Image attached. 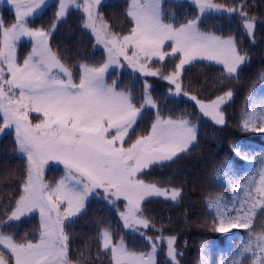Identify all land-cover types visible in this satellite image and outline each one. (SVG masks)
I'll return each instance as SVG.
<instances>
[{
    "label": "snow or ice",
    "instance_id": "obj_1",
    "mask_svg": "<svg viewBox=\"0 0 264 264\" xmlns=\"http://www.w3.org/2000/svg\"><path fill=\"white\" fill-rule=\"evenodd\" d=\"M7 3L15 9V22L8 26L0 19V133L14 126L17 151L26 164L17 198L8 201L11 208L5 207L7 221L0 220V264H85L92 261L91 251H82L74 258L66 229L76 222L73 218L82 213L89 195L99 189L110 203L115 202L112 198L122 199L126 202L120 212L123 227L149 228L152 222L143 215V201L151 196L177 201L182 190L146 183L142 174L152 166L166 167L176 162L189 154L197 142L196 126L189 120L164 119L159 112L146 134L135 135L145 109L156 108V102L147 83L142 102L136 101L130 91L117 90L115 81L109 84L106 80L109 68L119 66L123 57L133 71L144 76L159 75L174 84L177 94L182 90L181 72L194 60L221 64L231 77L247 55H241L234 38L201 31V16L210 11H238L249 36L253 35L255 17L245 10L249 7L246 3L226 8L215 0H193L199 16L185 23L166 22L161 0H130L124 13L129 29L127 34H121L98 11L101 0H59L55 20L63 18L74 5L85 15L83 26L91 30L96 43L107 52V59L99 65L69 64L52 50L50 31L28 26L27 18L46 0ZM24 37L30 39L32 47L21 62L16 48ZM166 43L170 51L165 49ZM166 57L179 61L169 75L151 70L149 65L154 60L163 62ZM232 96L228 90L209 102L196 95L189 98L205 117L223 126L226 119L221 106ZM30 113H38L35 119L39 122L33 123ZM241 127L264 133V104L256 106V111L246 110ZM246 147L236 144L232 151L241 159L259 160V179L247 177V182L241 184L226 161L217 171V178L228 177L225 183L233 184V191L243 188L244 198L239 206L235 198L229 206L219 196L209 197L206 203L215 214L216 232L249 230L247 239L234 251L231 264H244V257L249 254L250 264H264V228H253L257 209H264V152L249 157ZM49 161L62 164L65 169L64 177L55 186L44 182V167ZM33 212L40 216L38 238L17 241L4 230L8 222ZM260 215L264 216V211ZM96 242L97 257L110 258V264H156L155 240H151V253L137 254L129 251L123 240L115 243L109 226L97 233ZM174 243V236L167 238V256L171 264H179Z\"/></svg>",
    "mask_w": 264,
    "mask_h": 264
},
{
    "label": "trees",
    "instance_id": "obj_2",
    "mask_svg": "<svg viewBox=\"0 0 264 264\" xmlns=\"http://www.w3.org/2000/svg\"><path fill=\"white\" fill-rule=\"evenodd\" d=\"M110 2L103 7L105 19L113 30L127 34L129 23L124 13L130 0ZM215 2L227 8L246 3L249 7L245 10L249 16L255 17L252 36L245 32L238 11L220 16L205 12L198 24L201 31L234 38L241 55H247L245 63L231 77L220 65L203 61L191 63L182 70L180 96L168 95L169 84L159 81L154 76L150 80L148 92L157 107L145 109L143 119L138 121L135 133V135L146 134L157 112L164 119L183 118L196 126L197 142L189 154L183 155L181 159L166 167L152 166L145 170L146 174H142L141 177L146 183L155 184L160 188L181 189L182 196L177 201L160 197L146 198L142 203V207L146 209L143 215L152 224L143 232L145 235H141V232L127 231L122 227L117 206L107 205L103 195L98 191L99 196L87 201L79 217L73 218L76 222L66 229L74 258L82 251H91L92 261H85V264H93V261L97 264H110V258L97 257L99 246L96 242L97 233L103 227L109 226L114 234L115 243L123 240L125 247L131 252L146 255L152 250L151 240L159 239L156 241L158 243L155 252L156 264H171L167 256V238L170 236L175 237L173 247L178 253L179 264H202V262L231 264L234 251L239 248L241 241L248 237L249 230L245 229H233L228 233L216 232L215 214L208 209L206 202L209 197L219 196L223 197L224 202L229 206L235 198L239 206V202L244 198L243 188L233 191L234 185L225 183L228 177L217 178V171L226 161L241 184L247 182V177L254 176L256 180L259 179L258 170L261 167L259 160L241 159L236 156L232 148L236 144L246 145L245 151L249 153V157L264 152V136L249 133L241 128L247 98L261 83L264 74V0H215ZM166 6L168 7L165 0L162 9L166 10ZM169 10L170 12L164 15L166 22L175 20L178 23H185L188 19L200 15L198 7L188 3L170 2ZM55 14L52 5L45 8L31 20V27L43 28L51 32L49 44L62 61L69 64L94 62L93 39L87 35V29L83 26L85 16L82 11L70 10L59 21L55 20ZM0 19L8 25L12 13L2 7ZM165 49L170 48L167 45ZM30 50L29 43H23L19 48L18 58L24 59ZM176 63L178 60L170 57L163 62L155 61L153 65L162 73H171ZM118 74L119 72L116 71L111 73L108 83L115 81L117 90L130 91L136 101L142 102L144 91L138 97L132 87L131 76L129 74L126 76L125 83L122 81L123 75L118 77ZM228 90L232 91L233 96L221 106L226 119L223 126L205 118L199 112L196 102L189 98L191 95H196L198 99L209 102ZM164 92L168 96L163 95ZM185 92L188 95H185ZM0 124H2L1 118ZM25 164L26 160L17 153L14 136L9 133L2 134L0 136V220L7 221L4 215L5 207L11 208L12 205L8 204V201L17 198ZM51 169L47 173L48 181ZM52 171L57 174L56 177L59 176V171L53 169ZM262 211L264 209H257L253 224L256 231L264 228V216L260 215ZM4 230L9 231L17 241L35 239L38 238L40 224L34 215L22 216L18 221L8 222ZM202 245L205 246L203 253ZM244 264H250V254L244 257Z\"/></svg>",
    "mask_w": 264,
    "mask_h": 264
},
{
    "label": "rangeland",
    "instance_id": "obj_3",
    "mask_svg": "<svg viewBox=\"0 0 264 264\" xmlns=\"http://www.w3.org/2000/svg\"><path fill=\"white\" fill-rule=\"evenodd\" d=\"M110 1H113V0H101V5L99 6V8H98V11L103 15V17H104V19H105V14L103 13V7L106 5V4H109V3H111ZM117 1V0H116ZM165 0H161V10H162V12L164 13V15H166V13H169L170 12V10H169V4H170V2H173V3H188V4H190V5H195L194 3H193V0H166L167 1V5H168V7L166 6V10H165V8L164 9H162V3L164 2ZM81 2H82V0H81ZM52 5V7L55 9V11L57 12L58 11V9H59V0H46V3H45V5H43L40 9H38L37 11H36V13H34L33 14V16H30V17H28L27 19H28V26L30 27V28H32L31 27V20L35 17V16H37V15H39L45 8H47V7H49V6H51ZM223 5V4H222ZM225 6V5H224ZM7 8L11 13H12V19L10 20V22L8 23V26H10L11 24H13L14 22H15V9L13 8V6L11 5V4H9V3H7V0H0V8ZM226 7V6H225ZM227 8V7H226ZM77 10V8L73 5V6H70L69 7V9H68V11H67V13L71 10ZM80 10V9H79ZM80 11H82V10H80ZM210 12H212V13H214V14H216V15H218V16H220V15H229V14H231L230 12H227V11H219V12H217V11H210ZM209 12V13H210ZM66 13V14H67ZM82 13H83V11H82ZM110 13H111V11H110ZM84 14V13H83ZM85 16V15H84ZM106 20V19H105ZM107 21V20H106ZM111 26V25H110ZM87 31V35H89V36H91V38L93 39V50H94V53H95V60H94V62H92V63H89L90 65H99L100 63H103L106 59H107V52H106V50H105V48H104V46L102 45V44H97L96 43V38H95V36H93L92 35V33H91V30L90 29H87L86 30ZM115 31V30H114ZM204 32V31H203ZM245 32H246V29H245ZM206 33H208V32H206ZM247 33V32H246ZM210 34V33H209ZM214 35V34H213ZM216 36H218V35H216ZM219 37H222V36H219ZM222 38H224V39H228V38H230V36H226V37H222ZM26 42H28L29 43V45L32 47V42L30 41V39L29 38H27V37H24V38H22L21 39V41L18 43V45H17V48H16V54H17V57H19L18 56V53H19V48H20V46L23 44V43H26ZM168 43H170V42H168ZM168 43H166L165 44V47L168 45ZM26 49H27V51H29V49H28V47H26ZM168 51H170V49H168ZM30 52H31V50H30ZM29 52V53H30ZM28 52H27V55L29 54ZM167 58H170V57H166L165 58V60L167 59ZM19 59V58H18ZM21 62H22V60L21 59H19ZM164 60V61H165ZM120 61H121V64L119 65V66H116V65H113V66H111L110 68H109V70H108V73L106 74V80H107V82H108V79H109V76L111 75V73H113L114 71H116V72H119V74H118V77H121L122 75H123V80L122 81H124L125 83H126V76L129 74V76H131V81L133 82V84H132V87H133V89L135 90V93H136V95L139 97V96H141V94H142V92L144 91V86H145V83H147L149 86H150V84L149 83H151V79H153L154 78V76H144V75H142L139 71H133V69L132 68H130L129 66H128V64H127V62L126 61H124L123 60V57H120ZM197 61H203V62H210V63H214V64H216L214 61H207V60H194V61H192L191 63H194V62H197ZM153 62H155V60L153 61ZM153 62L149 65V67L151 68V70H153V71H157L158 69H156L155 67H154V65H153ZM179 62V61H178ZM156 65V64H155ZM188 65H190V64H188ZM188 65H185V67H187ZM217 65H220V66H222L223 67V65H221V64H217ZM241 66V65H240ZM240 66H239V68H240ZM238 68V69H239ZM237 69V70H238ZM159 71V70H158ZM162 75H169L170 73H162L161 71H159ZM181 74H182V72H181ZM159 81H163V82H165V83H167V84H169V89H168V95H170V96H180L181 95V92L179 93V94H177L176 93V89H175V85L174 84H170L166 79H163V78H161V76H155ZM180 81H181V76H180ZM136 87H138V89L136 88ZM163 95H165V92H164V94ZM166 95H167V93H166ZM165 95V96H166ZM167 95V96H168ZM262 104H264V74H263V76H262V79H261V83L254 89V90H252V92H251V94L248 96V98H247V102H246V106L244 107V109H243V118H244V116H245V112H246V110L247 111H256V106H259V105H262ZM150 109V108H149ZM198 110H199V112H200V109H199V106H198ZM201 113V112H200ZM202 115H203V113H201ZM39 114L38 113H30V119L32 120V122L33 123H37V122H39L37 119H35V117H37ZM0 118H1V120H2V114H0ZM204 116V115H203ZM205 117V116H204ZM205 118H207L208 120H210V121H212L210 118H208V117H205ZM168 119V118H167ZM171 119H173V118H171ZM213 122V121H212ZM214 123V122H213ZM242 124V123H241ZM242 128V127H241ZM245 131V130H244ZM247 132H249V133H253V134H255V135H258V136H260V135H262V136H264V133H261V132H252V131H247ZM5 133H9V134H12V136H14V141H16V134H15V129H14V126L12 127V128H9V129H5L4 130V132L3 133H0V136L2 135V134H5ZM134 139V138H133ZM15 144H16V142H15ZM16 147H17V145H16ZM17 153H18V155L19 156H21L22 157V154L21 153H19L18 151H17ZM25 159V158H24ZM26 160V159H25ZM50 168H52L53 170H55V171H59V176L58 177H56V173L55 172H53L52 171V169H51V172H50V179H49V181H48V179H47V173H48V171H49V169ZM64 175H65V169H64V166L62 165V164H59V163H57V162H55V161H49L48 162V164H46L45 165V167H44V182L45 183H47V184H49L50 186H55V184L62 178V177H64ZM98 191L100 192V194H102L103 195V198H104V200H105V202H106V204L107 205H109V206H112V205H116L117 206V208H118V217H119V219H120V224L122 225V227H123V221H122V219L120 218V212L121 211H124V209H125V203L126 202H124L122 199H120V200H115V198H112L115 202L114 203H110L109 202V200L108 199H106L105 198V195L103 194V191L102 190H95L93 193H91L90 195H89V197L87 198V200L85 201V204L87 203V201H89L92 197H97V196H99V193H98ZM152 197H157V196H151V197H147V198H152ZM160 198H164V197H162V196H160ZM165 199V198H164ZM122 204H121V203ZM30 215H34L38 220H39V224H40V216H39V213L38 212H33V213H29V214H27V215H25V216H30ZM137 227V230H134V229H129V228H125V227H123L124 229H126L127 231H135V232H145L147 229H149L150 228V226H149V228H142V227H139V226H136ZM39 233H40V231L38 232V237H39ZM155 241H159V239H157V240H155ZM156 245H158V243L156 242ZM0 247H2V246H0ZM153 250V249H152ZM152 250L149 252V253H151L152 252ZM137 254H139V253H137ZM155 258V257H154Z\"/></svg>",
    "mask_w": 264,
    "mask_h": 264
}]
</instances>
